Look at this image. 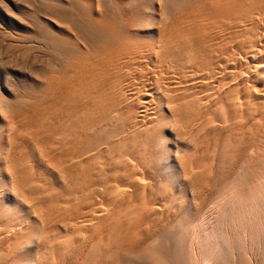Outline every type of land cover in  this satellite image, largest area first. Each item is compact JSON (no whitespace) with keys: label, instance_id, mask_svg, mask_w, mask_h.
<instances>
[{"label":"bare ground","instance_id":"bare-ground-1","mask_svg":"<svg viewBox=\"0 0 264 264\" xmlns=\"http://www.w3.org/2000/svg\"><path fill=\"white\" fill-rule=\"evenodd\" d=\"M30 4L47 61L0 94V264H264V0Z\"/></svg>","mask_w":264,"mask_h":264},{"label":"rangeland","instance_id":"rangeland-1","mask_svg":"<svg viewBox=\"0 0 264 264\" xmlns=\"http://www.w3.org/2000/svg\"><path fill=\"white\" fill-rule=\"evenodd\" d=\"M30 2L31 0H0V94L5 102L32 94L35 78L40 77L41 71L46 69L47 58H42L38 52L44 53L45 49H38L34 42L36 14ZM40 18L47 29L64 33L62 21L50 15H40ZM36 60H40L39 67ZM227 218L224 215L221 217L223 220ZM262 240L264 242V238ZM164 252L168 253L166 256L171 262L174 260L172 263L175 264L176 259L171 257L167 246Z\"/></svg>","mask_w":264,"mask_h":264}]
</instances>
